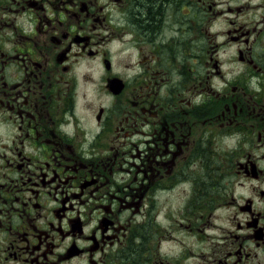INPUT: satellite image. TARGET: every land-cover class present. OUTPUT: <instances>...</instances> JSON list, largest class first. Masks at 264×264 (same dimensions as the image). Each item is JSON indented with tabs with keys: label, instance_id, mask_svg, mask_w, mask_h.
Returning <instances> with one entry per match:
<instances>
[{
	"label": "flooded vegetation",
	"instance_id": "af4514ba",
	"mask_svg": "<svg viewBox=\"0 0 264 264\" xmlns=\"http://www.w3.org/2000/svg\"><path fill=\"white\" fill-rule=\"evenodd\" d=\"M0 0V264H264V0Z\"/></svg>",
	"mask_w": 264,
	"mask_h": 264
},
{
	"label": "trees",
	"instance_id": "16d2710c",
	"mask_svg": "<svg viewBox=\"0 0 264 264\" xmlns=\"http://www.w3.org/2000/svg\"><path fill=\"white\" fill-rule=\"evenodd\" d=\"M163 0H145L141 5L139 12V20L145 22L146 26H156L158 17H160V8L157 7L158 3Z\"/></svg>",
	"mask_w": 264,
	"mask_h": 264
}]
</instances>
